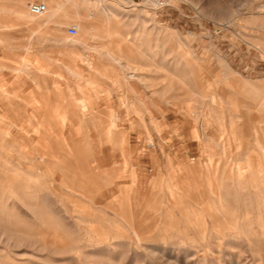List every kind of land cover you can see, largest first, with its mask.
Instances as JSON below:
<instances>
[{
	"label": "rangeland",
	"instance_id": "374dc122",
	"mask_svg": "<svg viewBox=\"0 0 264 264\" xmlns=\"http://www.w3.org/2000/svg\"><path fill=\"white\" fill-rule=\"evenodd\" d=\"M102 1L0 0V264H264V0Z\"/></svg>",
	"mask_w": 264,
	"mask_h": 264
},
{
	"label": "bare ground",
	"instance_id": "6f19581e",
	"mask_svg": "<svg viewBox=\"0 0 264 264\" xmlns=\"http://www.w3.org/2000/svg\"><path fill=\"white\" fill-rule=\"evenodd\" d=\"M4 1V0H2ZM7 1V0H6ZM25 1L26 0H14V2L18 5H14L15 9L19 12L20 15L23 16V19L26 20L29 24H31L29 35L33 36L39 33L42 27H45L49 25V23H56L58 22V19L63 13H66V11H69V13L73 12L75 15H77L78 18L84 19L89 27L91 29L96 28L100 29V24L96 22L99 21L100 13L98 12V8L102 5V0H94L92 2L91 0H43L42 2L45 3L47 10L42 15L33 17L29 15L27 9L25 8ZM127 1V0H126ZM66 3L71 4V6L68 8L66 7ZM3 4V3H2ZM131 5V3H130ZM133 5V4H132ZM105 8V7H104ZM4 9V8H2ZM90 19L92 21H90ZM104 21L103 27L107 28V24ZM1 26V25H0ZM5 28L9 29H15L17 26L9 25L4 26ZM76 27V26H75ZM77 33L78 29H84V24L82 22H79L77 25ZM38 32V33H37ZM76 33V34H77ZM69 35V34H68ZM108 36H113L114 33H107ZM70 36V35H69ZM98 36V35H94ZM89 68H92L93 66L88 65ZM64 68L66 71H68L73 76L81 77V73L77 70H75L71 65H64ZM90 78V77H89ZM92 82V80H87L86 83ZM91 84V83H90Z\"/></svg>",
	"mask_w": 264,
	"mask_h": 264
},
{
	"label": "built area",
	"instance_id": "2783aa9c",
	"mask_svg": "<svg viewBox=\"0 0 264 264\" xmlns=\"http://www.w3.org/2000/svg\"><path fill=\"white\" fill-rule=\"evenodd\" d=\"M127 1L133 5L148 4L158 8V7H164L167 4L168 0H127ZM46 10L47 7L45 3L42 1L32 2L29 4V11L31 14L35 16L42 15L44 12H46ZM67 33L70 36H74L77 33V28L75 26H69L67 27Z\"/></svg>",
	"mask_w": 264,
	"mask_h": 264
},
{
	"label": "crops",
	"instance_id": "0c3cea01",
	"mask_svg": "<svg viewBox=\"0 0 264 264\" xmlns=\"http://www.w3.org/2000/svg\"><path fill=\"white\" fill-rule=\"evenodd\" d=\"M42 1V0H41ZM92 2H94V0H91ZM105 7V8H104ZM111 7V6H110ZM122 8V6H121ZM117 10V8H114ZM109 9V5L106 4V2L102 1V5L98 8V12L101 14V18L102 16H104V20H109L111 21V19L113 18L114 15H112L111 13L108 12ZM118 11V10H117ZM120 11V10H119ZM111 14V15H110ZM112 16V17H111Z\"/></svg>",
	"mask_w": 264,
	"mask_h": 264
}]
</instances>
